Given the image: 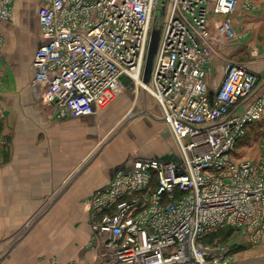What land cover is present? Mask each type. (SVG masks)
Returning a JSON list of instances; mask_svg holds the SVG:
<instances>
[{
  "label": "built area",
  "instance_id": "1",
  "mask_svg": "<svg viewBox=\"0 0 264 264\" xmlns=\"http://www.w3.org/2000/svg\"><path fill=\"white\" fill-rule=\"evenodd\" d=\"M14 0H0V22ZM238 0H42L34 83L57 117L95 114L122 88L157 103L177 143L170 158L136 156L86 198L90 244L102 264H229L244 236L264 231V152L239 159L249 123L264 115V85L227 60L211 90L207 74ZM163 8V12L160 10ZM160 29L149 81L143 70ZM3 37L0 34V60ZM137 75L140 84H137ZM264 151V145H263ZM225 241H208L221 228Z\"/></svg>",
  "mask_w": 264,
  "mask_h": 264
},
{
  "label": "crops",
  "instance_id": "2",
  "mask_svg": "<svg viewBox=\"0 0 264 264\" xmlns=\"http://www.w3.org/2000/svg\"><path fill=\"white\" fill-rule=\"evenodd\" d=\"M32 1L39 5L42 2ZM33 3L18 0L15 6V9L21 6L29 15L28 28L31 31L33 52L29 58L27 50L23 48L19 59L24 64L29 62L30 71L28 74L22 72L19 66L21 62L17 61L19 67L13 69L19 78L20 89L12 96L8 94L11 90L5 86L6 95L0 100L4 109L3 116H0V136L5 139L7 149L13 154L0 168H3L6 175L10 171L7 177L16 180L15 186L54 188L50 192L64 190L60 197L64 198L66 204L83 203L90 194L111 180L116 167L125 168L136 156L175 157L178 152L174 139L169 144L161 140L160 146L153 145L132 153L123 148L126 143L122 139H109L103 143L102 130L113 120L112 116L107 118L109 112L119 106L124 110L139 107L141 97L147 96L152 102L153 117L148 119L160 120L157 103L140 89L135 94L127 87L122 88L111 104L95 114L57 117L53 113L50 104L42 100L40 87L33 82L32 59L41 44L38 6L33 7ZM230 18L235 36L225 39L211 60L207 74L210 89L220 84L227 60L237 61L254 72L258 86L264 85V0H238V6ZM7 24L6 21L0 22L1 31L5 34L9 29ZM3 62L2 48L0 63ZM143 119L149 125L147 118ZM135 122L144 128L141 118L131 119L124 135H135L134 128L130 127ZM159 125L153 124L152 129L156 128V135L163 139L169 131H164ZM89 219L90 214L84 206L75 212L42 214L0 264H102V250L90 244ZM229 264H264V231L255 241L244 236L235 248L234 260Z\"/></svg>",
  "mask_w": 264,
  "mask_h": 264
},
{
  "label": "rangeland",
  "instance_id": "3",
  "mask_svg": "<svg viewBox=\"0 0 264 264\" xmlns=\"http://www.w3.org/2000/svg\"><path fill=\"white\" fill-rule=\"evenodd\" d=\"M21 1V0H19ZM33 3L32 0H28ZM37 1V0H36ZM18 0H14L12 6L11 16L4 20L8 22L9 29L5 34L1 31L0 34L3 37V51H4V62L0 63V100L6 95L5 86H7L11 91L8 94L14 96L19 88V78H17L16 71L13 67H22L21 71L28 74L30 71L29 62L25 64L20 60V52L23 48L27 50L29 58L33 52L32 40L30 38L31 31L28 28V18L29 15L26 13L21 6L15 9L16 3ZM34 6L39 9L40 5L35 3ZM41 4V3H40ZM37 5V6H36ZM37 9V10H38ZM38 12V11H37ZM17 61L21 62L19 66L16 65ZM5 73V74H4ZM34 82V80H33ZM145 92V91H144ZM146 93V92H145ZM148 94V93H147ZM140 99V98H139ZM140 101V102H139ZM139 107H131L128 110L122 109V106L115 111L109 112L107 118L112 116L113 120L107 126L105 130H102L103 134V143L107 142L109 139H114L119 141L120 139L124 140L123 143H126L123 148L129 153L135 152L138 149L150 148L153 145L160 146L161 142L165 141L167 144L171 142V139H174L175 147H178L175 141L172 132L170 133L169 126L161 121L156 122L154 120H149L148 118L153 117L151 115L152 102L146 97H141L139 100ZM14 108V106H11ZM125 107V106H124ZM123 107V108H124ZM133 108V109H132ZM4 109L0 104V116H3ZM143 117L147 118L149 125L144 122ZM141 118L143 120V127L138 122L133 123L134 125L130 126L134 128L135 135H124L129 128V121L131 119ZM115 119V121H114ZM146 120V119H145ZM163 122V123H161ZM142 124V122H140ZM162 126L163 130L169 131L165 138L160 139L156 135V128L152 129V125L156 124ZM130 124V123H129ZM158 127V126H157ZM139 132V133H138ZM99 134V131H98ZM168 140V141H167ZM9 141V139H8ZM263 145H264V115L259 119L248 124L244 136L239 140L235 149V157L239 159H250L258 160L263 155ZM7 144L4 138L0 136V167L6 161H9L13 154L10 153V149H7ZM12 166L14 164L12 163ZM7 175L10 176V171L7 172ZM6 172L0 168V252L3 253L8 245H10L13 240H15L20 234L25 231L35 218L45 210V208L50 204L51 200L59 194L57 190L51 191L54 188H40V187H19L15 186L16 180L10 179L7 177ZM59 189V188H57ZM59 196L55 202L50 206V208L44 214H64V212H75L81 206H84L85 209L90 214V208L87 204V201L84 200L83 203H70L66 204L64 198ZM33 227V226H32ZM31 227V228H32ZM30 228V229H31ZM29 229V230H30ZM29 232V231H28ZM232 234L228 235V230L221 229L216 232L214 235L209 237L211 241H227ZM3 259V258H2ZM1 259V260H2ZM0 260V261H1Z\"/></svg>",
  "mask_w": 264,
  "mask_h": 264
},
{
  "label": "water",
  "instance_id": "4",
  "mask_svg": "<svg viewBox=\"0 0 264 264\" xmlns=\"http://www.w3.org/2000/svg\"><path fill=\"white\" fill-rule=\"evenodd\" d=\"M160 12H163V8H161ZM159 35H160V29L157 26H153L151 30V36H150V42L147 50V55H146V60H145V65H144V70H143V82L147 83L149 81L150 73H151V68H152V63L154 59V55L157 51L158 47V42H159ZM121 167L118 166L116 167V170ZM64 190H61L59 194H57L50 202V204L39 214L35 220H33L30 224V226L23 231L20 236H18L13 242L10 244V246L3 252H0V260L10 251V249L29 231V229L34 225V223L41 217L42 214H44L50 206L55 202V200L60 196V194Z\"/></svg>",
  "mask_w": 264,
  "mask_h": 264
},
{
  "label": "trees",
  "instance_id": "5",
  "mask_svg": "<svg viewBox=\"0 0 264 264\" xmlns=\"http://www.w3.org/2000/svg\"><path fill=\"white\" fill-rule=\"evenodd\" d=\"M221 229H226V230H228V235L232 234V232H233V229H232V228H228V227H226V228H221ZM221 229H218V230L214 231L213 233L209 234V235L207 236L206 240L211 241V240L208 239V238L211 237L212 235H214L216 232H218V231L221 230Z\"/></svg>",
  "mask_w": 264,
  "mask_h": 264
},
{
  "label": "bare ground",
  "instance_id": "6",
  "mask_svg": "<svg viewBox=\"0 0 264 264\" xmlns=\"http://www.w3.org/2000/svg\"><path fill=\"white\" fill-rule=\"evenodd\" d=\"M134 77L136 79L137 84H140V80H139L138 76L137 75H134ZM139 88L142 89L141 86H139Z\"/></svg>",
  "mask_w": 264,
  "mask_h": 264
}]
</instances>
